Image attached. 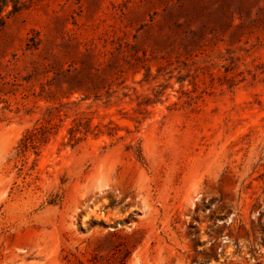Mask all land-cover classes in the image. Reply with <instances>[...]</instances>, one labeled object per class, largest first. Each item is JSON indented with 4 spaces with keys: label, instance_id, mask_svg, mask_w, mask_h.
Segmentation results:
<instances>
[{
    "label": "rangeland",
    "instance_id": "rangeland-1",
    "mask_svg": "<svg viewBox=\"0 0 264 264\" xmlns=\"http://www.w3.org/2000/svg\"><path fill=\"white\" fill-rule=\"evenodd\" d=\"M0 2V264H264V0Z\"/></svg>",
    "mask_w": 264,
    "mask_h": 264
},
{
    "label": "trees",
    "instance_id": "trees-1",
    "mask_svg": "<svg viewBox=\"0 0 264 264\" xmlns=\"http://www.w3.org/2000/svg\"><path fill=\"white\" fill-rule=\"evenodd\" d=\"M2 8V4H1V2H0V9Z\"/></svg>",
    "mask_w": 264,
    "mask_h": 264
}]
</instances>
